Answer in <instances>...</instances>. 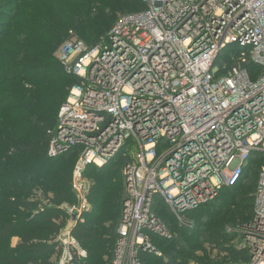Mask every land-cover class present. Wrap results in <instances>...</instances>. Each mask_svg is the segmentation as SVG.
Here are the masks:
<instances>
[{
  "label": "built area",
  "instance_id": "obj_1",
  "mask_svg": "<svg viewBox=\"0 0 264 264\" xmlns=\"http://www.w3.org/2000/svg\"><path fill=\"white\" fill-rule=\"evenodd\" d=\"M141 1L145 9L119 17L100 46L72 39L62 50L80 83L48 132L47 155L79 150L72 227L90 209L86 171L121 155L125 197L111 264H146L163 257L155 239L174 237L160 213L191 225L189 211L239 185L255 162L254 217L235 246L246 261L235 264H264V0ZM226 50L231 57L219 61ZM130 144L137 152L128 155ZM71 229L57 238L55 264L86 257Z\"/></svg>",
  "mask_w": 264,
  "mask_h": 264
},
{
  "label": "trees",
  "instance_id": "obj_2",
  "mask_svg": "<svg viewBox=\"0 0 264 264\" xmlns=\"http://www.w3.org/2000/svg\"><path fill=\"white\" fill-rule=\"evenodd\" d=\"M46 1L0 0V18L10 19L0 20V264H50L60 252L57 238L69 218L62 206L75 200L71 181L79 150L55 159L47 155V132L56 127L69 88L80 83L64 73L59 49L73 38L71 31L86 44L109 29L117 14L145 9L141 0ZM117 161L126 163L118 155L102 168H89L85 177L91 170L108 172ZM101 180L88 195L91 208L71 229L88 251L87 259L75 256V264H106L104 257L114 254L124 178L115 170ZM257 184V167H248L239 185L189 211V226L177 224L165 209L159 215L174 237L155 239L163 257L146 256L145 263L226 264L228 253L233 258L229 264L246 261L235 246L220 243L237 239L240 227L252 221ZM13 238H18L16 245ZM207 242L218 251L213 256L204 249Z\"/></svg>",
  "mask_w": 264,
  "mask_h": 264
},
{
  "label": "rangeland",
  "instance_id": "obj_3",
  "mask_svg": "<svg viewBox=\"0 0 264 264\" xmlns=\"http://www.w3.org/2000/svg\"><path fill=\"white\" fill-rule=\"evenodd\" d=\"M26 1H28V3H31V0H26ZM37 1H42L43 3L44 2H47L46 0H37ZM137 4H139V1H137ZM12 6H15V3H13L12 4ZM138 10V9H137ZM137 10H134V11H137ZM123 14H125V13H119V14H117L116 15V20L114 21V23L112 24V26L109 28V29H107L105 32H103V33H100V35H99V37L98 38H96V39H94V40H92L91 42H89V43H86V45L89 47V48H91V49H94V48H96V47H98V46H100L101 44H103L104 42H105V40H106V37H108V35H109V33H110V31L112 30V28H113V26H114V24L116 23V21L118 20V18L119 17H121ZM0 20H1V22H9L10 21V19H5V18H0ZM73 33H74V35H73ZM69 35H71V36H73V38L72 39H76V40H78L77 38H79V39H81L80 37H78L76 34H75V32H73V31H71V32H69ZM76 36V37H75ZM71 39V40H72ZM79 41H81V40H79ZM67 42L68 41H66L62 46H61V48L59 49V51H58V53H57V60H58V62L60 63V65L63 67V71H64V73L67 75V76H70L71 74H69L68 72H67V70H65V68H64V66L61 64V54H62V50H63V48H64V46L67 44ZM83 42V41H82ZM85 43V42H84ZM231 57V54L230 53H224V55H223V58H221V59H219V61H221V60H223L224 58H230ZM73 76V75H72ZM70 77V78H72V79H75L74 78V76L73 77ZM77 85H73L71 88H69V90H68V94H67V97L65 98V100L63 101V103H62V105L68 100V98L70 97V93H71V91L74 89V87H76ZM61 105V106H62ZM61 108V107H60ZM59 114V113H58ZM58 114H57V116H58ZM57 120V119H56ZM55 126V125H54ZM54 129V127L53 128H51V129H49L48 130V132L49 131H51V130H53ZM48 132H47V134H48ZM48 149H49V145H48ZM48 151V150H47ZM126 151H127V153H128V155H131L132 153H135V152H137V148H135L134 147V145H128L127 146V148H126ZM48 153V152H47ZM262 158V155H257L255 158H254V160H259V159H261ZM124 162V161H123ZM124 164H125V162L124 163H122V161H117V162H114V165L112 166V167H110L109 169H108V172H103V173H97V172H95L94 170H91L89 173H88V177L89 178H87L88 180H90V182H91V190H90V194H93V188H95V185L96 184H98V180L100 179V181H102L101 180V178H103V176H106L107 175V173L109 174L110 173V175H111V173H113V171H117V173H118V176H121V177H123V166H124ZM257 165V163L255 164V162H254V167ZM121 167H122V169H121ZM123 187H124V183H123ZM111 194H113L112 192H110V194H109V196L111 195ZM124 194H125V187H124ZM75 198V200L73 201V202H70V203H68V204H65V205H63L62 206V208H66L67 206H75V207H78L81 203H82V200H79L76 196L74 197ZM89 201V200H88ZM90 208H91V203H90ZM73 226V224L70 222V219L68 218V221H67V226H66V229H71V228H73L72 227ZM120 226V225H119ZM119 226H118V228H119ZM118 228H117V231H118ZM229 232H231V230H229ZM61 234V233H60ZM117 237V236H116ZM235 237H232V240L231 239H229V240H227V241H221V243L220 244H224L227 248H230V246H236L237 248H239V249H241L242 248V246H243V240L239 237L237 240H235L234 239ZM58 240V239H57ZM234 240V241H233ZM116 241H117V238H116ZM116 241H115V245H116ZM236 241V242H235ZM12 245H16L17 244V242H18V238H13L12 239ZM223 242V243H222ZM59 244V253H56V254H54L51 258H50V264H55V262H56V260L61 256V253H62V246H60V243H58ZM80 246H81V244H80ZM213 244H211L210 242H207V243H205L204 244V249H206L207 250V252L208 253H211L212 254V256L214 255V254H216L218 251H216V250H212V248H213ZM71 247V246H70ZM115 248V247H114ZM74 249V248H73ZM57 250V249H56ZM83 250H85L86 251V259H87V256H88V251H87V249L83 246ZM202 251V250H201ZM201 251H199V252H201ZM57 252V251H56ZM114 252V251H113ZM199 254H201V253H199ZM229 254V257H227L226 258V256L227 255H225V254H220V256L223 258H226V261H225V263L226 264H229L230 262H232L233 261V258H232V256L230 255V253H228ZM112 256H113V254H111V256H106V257H104V262L106 263V264H110V262H111V260H112ZM229 261V262H228ZM191 264H195L194 262H191Z\"/></svg>",
  "mask_w": 264,
  "mask_h": 264
},
{
  "label": "water",
  "instance_id": "obj_4",
  "mask_svg": "<svg viewBox=\"0 0 264 264\" xmlns=\"http://www.w3.org/2000/svg\"><path fill=\"white\" fill-rule=\"evenodd\" d=\"M77 219V214H75L74 216H73V220H76Z\"/></svg>",
  "mask_w": 264,
  "mask_h": 264
}]
</instances>
